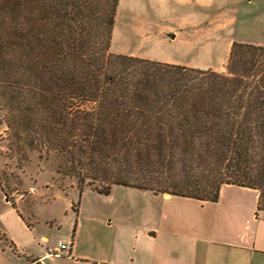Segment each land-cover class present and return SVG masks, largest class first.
I'll return each instance as SVG.
<instances>
[{
  "label": "trees",
  "instance_id": "16d2710c",
  "mask_svg": "<svg viewBox=\"0 0 264 264\" xmlns=\"http://www.w3.org/2000/svg\"><path fill=\"white\" fill-rule=\"evenodd\" d=\"M119 1L0 0L8 151L55 158L80 197L127 187L216 203L237 185L264 211V48L234 42L225 74L117 55Z\"/></svg>",
  "mask_w": 264,
  "mask_h": 264
},
{
  "label": "crops",
  "instance_id": "0c3cea01",
  "mask_svg": "<svg viewBox=\"0 0 264 264\" xmlns=\"http://www.w3.org/2000/svg\"><path fill=\"white\" fill-rule=\"evenodd\" d=\"M0 190V264H264V211L254 189L224 185L216 203L136 190L142 195L104 214H84L79 203L55 242L49 227ZM60 243L67 246L62 255L48 257Z\"/></svg>",
  "mask_w": 264,
  "mask_h": 264
},
{
  "label": "rangeland",
  "instance_id": "374dc122",
  "mask_svg": "<svg viewBox=\"0 0 264 264\" xmlns=\"http://www.w3.org/2000/svg\"><path fill=\"white\" fill-rule=\"evenodd\" d=\"M180 1L120 0L110 51L225 74L234 42L264 48V0ZM3 118L0 112V132L5 130ZM2 136L0 184L7 198L17 200L28 217L41 221V227H49L52 242L68 231L79 203L84 214H104L119 200L127 202L131 200L127 196L142 193L117 187L106 197L85 189L80 197L77 180L58 174L55 158L40 159L35 151H26L21 158L14 150L8 151L9 142ZM0 194L6 204L1 190ZM51 219L57 223L46 225ZM59 222L61 228L57 227Z\"/></svg>",
  "mask_w": 264,
  "mask_h": 264
},
{
  "label": "built area",
  "instance_id": "2783aa9c",
  "mask_svg": "<svg viewBox=\"0 0 264 264\" xmlns=\"http://www.w3.org/2000/svg\"><path fill=\"white\" fill-rule=\"evenodd\" d=\"M66 250L67 246L64 243H60L59 246L57 247V249H47V256L48 257H52V256H56V257H60L62 255V250Z\"/></svg>",
  "mask_w": 264,
  "mask_h": 264
}]
</instances>
